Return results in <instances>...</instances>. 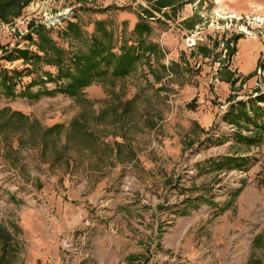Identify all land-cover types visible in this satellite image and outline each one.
I'll return each mask as SVG.
<instances>
[{
    "label": "rangeland",
    "instance_id": "obj_1",
    "mask_svg": "<svg viewBox=\"0 0 264 264\" xmlns=\"http://www.w3.org/2000/svg\"><path fill=\"white\" fill-rule=\"evenodd\" d=\"M34 1L0 22V74H22L16 95L29 85L55 89L45 73L56 69L30 73L20 53L32 56L35 45L44 56L38 30L35 40L21 35L45 19L42 6L53 15L97 6L76 12L83 29L108 20L126 38L137 15L146 18L131 0H40L36 10ZM155 13L151 68L93 83L89 104L56 92L0 93V233L8 235L0 264H264V135L259 145L237 144L254 125L224 120L231 104L264 93V0H184ZM76 22L49 31L62 43L57 33ZM55 124L60 135L43 147L42 130ZM224 157L237 160L221 165Z\"/></svg>",
    "mask_w": 264,
    "mask_h": 264
},
{
    "label": "trees",
    "instance_id": "obj_2",
    "mask_svg": "<svg viewBox=\"0 0 264 264\" xmlns=\"http://www.w3.org/2000/svg\"><path fill=\"white\" fill-rule=\"evenodd\" d=\"M30 1L32 0H0V22L5 24L11 22L21 14L22 9ZM144 1L149 3L155 12H161L163 9L168 8L174 11V9L179 8L184 2V0ZM108 8L106 7L103 10H107ZM82 10L91 11L87 8ZM144 12L146 13V18H143L139 14L137 15V22L133 25L131 38H126V31L124 29L118 35L117 31L113 28V22L108 20H95L93 22V31L88 33L83 29L79 15L75 17L77 19L76 23H68L65 31L57 33L62 43L53 38L52 31L39 28L40 48L44 56L42 58L36 55L28 57L26 52L21 51L20 53L30 63L31 70H27L30 73H40L42 65L56 69L54 75L52 73H45L47 82L55 84L54 91H47L45 89L44 91L31 93V85H29L16 95L15 78H20L22 74L15 72L9 76L7 73L2 72L0 74V93L6 97L17 96L36 99L42 94L50 95L56 92L76 99L79 103L89 104V101L84 97V90L93 83L107 79H124L140 65H147L151 68V55L156 56L160 51V46L157 42L149 41L152 27L147 17L153 16L149 11ZM155 22L161 24V21L158 19ZM238 39L239 36H236L230 43L233 45V41L236 42ZM64 43L67 44L66 47ZM234 51L233 49L232 52ZM155 80L158 81L159 79ZM40 82L43 85L46 83L43 81ZM131 103L132 101L118 102L117 104L121 105H117L116 107H123L124 109L119 115H125L122 113L127 112ZM2 113H7L10 117L17 116L20 119H28L19 112L13 113L4 109ZM259 115L264 116V93H258L247 102L238 101L230 105L227 114L224 116V120L237 125L241 121L254 125L250 136L237 135V144L247 146L259 145L264 135V120L259 121ZM8 121H10V118L6 117L5 122ZM72 125H79V123L74 121ZM30 126L39 128L37 121H34ZM82 126L83 124H81ZM62 128V125L55 124L42 130L39 136V141L42 143V146L44 147L46 145L45 140L48 137L55 135L56 139L60 135ZM236 160L234 158L224 157L221 159V165L232 164ZM7 237L8 235L0 233V238L6 240L4 244L0 245V251L5 248L3 250L4 254L8 248ZM3 262V259L0 257V263Z\"/></svg>",
    "mask_w": 264,
    "mask_h": 264
},
{
    "label": "built area",
    "instance_id": "obj_3",
    "mask_svg": "<svg viewBox=\"0 0 264 264\" xmlns=\"http://www.w3.org/2000/svg\"><path fill=\"white\" fill-rule=\"evenodd\" d=\"M40 0H36L34 1L32 4H31V8L35 6V10L40 6V3H39ZM43 2H41V5L42 4H47L48 0H42ZM132 4L134 6H140L142 8L143 11H149L151 12L152 14L160 17L158 14H156L155 12H153V10H151V8L142 0H131ZM41 11H42V15L45 16V19L42 20L41 22H39L37 25H35L34 27H32L29 30H25L24 33H21L22 36H24L25 34L27 35H31L32 37V40H35L36 36V30H38L39 28H43L45 30H51V29H55V28H58L60 27L61 29H63L64 27H62V24L67 22V21H70L72 22L73 21V18L76 17V12H78L79 10L81 9H85V8H90V9H97V6H94V7H90V6H84L80 3L76 4V5H73L67 9H65V11L63 12H58V13H55L54 15L53 14H50V8L48 7H45V6H42L41 7ZM35 10H32V12L34 13ZM145 18V16H144ZM150 19H153V18H150ZM19 24L21 25H24L25 23V20H20L18 21ZM11 30L14 31L15 30V26H12L11 27ZM186 42L188 43L187 45L188 46H195L196 45V40L194 37L192 36H189V35H186ZM24 43V41L20 42V44ZM28 52H30V54L32 55H37V56H41V53L37 50V47L35 45H33L32 47H28L27 48ZM129 185V184H128ZM129 186H126L125 187V190H129Z\"/></svg>",
    "mask_w": 264,
    "mask_h": 264
},
{
    "label": "crops",
    "instance_id": "obj_4",
    "mask_svg": "<svg viewBox=\"0 0 264 264\" xmlns=\"http://www.w3.org/2000/svg\"><path fill=\"white\" fill-rule=\"evenodd\" d=\"M110 2V1H109ZM109 4V3H108ZM247 98V97H246Z\"/></svg>",
    "mask_w": 264,
    "mask_h": 264
}]
</instances>
